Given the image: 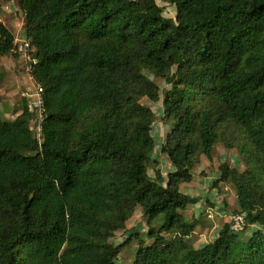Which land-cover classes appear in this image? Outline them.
<instances>
[{
    "label": "trees",
    "instance_id": "obj_1",
    "mask_svg": "<svg viewBox=\"0 0 264 264\" xmlns=\"http://www.w3.org/2000/svg\"><path fill=\"white\" fill-rule=\"evenodd\" d=\"M16 1L44 111L40 139L27 103L0 115V264H117L135 239L133 264H264V0ZM14 40L0 21L1 55L16 56ZM143 100L169 125L166 177ZM219 144L244 169L221 163L212 186H233L246 227L223 223L193 248L198 221L183 213L200 199L181 186ZM137 208L151 243L113 245Z\"/></svg>",
    "mask_w": 264,
    "mask_h": 264
},
{
    "label": "rangeland",
    "instance_id": "obj_2",
    "mask_svg": "<svg viewBox=\"0 0 264 264\" xmlns=\"http://www.w3.org/2000/svg\"><path fill=\"white\" fill-rule=\"evenodd\" d=\"M158 5L163 7V16L168 19L175 17V8L165 3L157 1ZM0 21L6 26V28L13 34L15 39H22L24 36V17L19 10L16 0H0ZM147 77H150L145 72ZM150 79L160 88L161 99L168 88L167 85L159 78L150 77ZM36 84L29 80L25 73V64L16 55H1L0 54V115L6 121L14 120L19 114H21L23 105L31 100L34 95ZM144 105L150 107L157 116L156 122L153 126L152 135L155 143L154 158L159 161V167L161 171L165 172V157L160 153V146L163 143V139L169 125H166L161 119L163 116L162 103H152L149 100H143ZM31 128L36 137H38L36 130V116L31 122ZM37 131V130H36ZM41 136L39 137V139ZM226 163L231 167H235L237 170L242 171L244 165L239 159L238 154L234 150H227L222 145H216L208 158L201 156L199 163L194 167L193 171L196 174H202L196 176L197 181L191 182L188 189L195 198L200 199V204L195 207H189L183 216L187 221L193 219L198 221V225L195 227L193 234L186 239L189 246L193 248H199L206 243L212 242L223 223H228L229 217L236 211L235 203V190L229 183L218 185L217 188L212 186L214 173L218 175V165ZM203 165L204 170H199L197 167ZM220 163V164H219ZM192 171V172H193ZM150 176H153L152 170L148 171ZM209 177V179H204ZM183 191V193H184ZM229 212L230 215L224 217L225 212ZM232 212V213H231ZM160 224V220L152 224L156 227ZM261 229L259 227H251L246 231V235L253 230ZM147 227L145 221L141 218L139 208L132 216V218L126 223L125 229L116 232L111 239L113 245H119L123 243L130 235L139 233L141 238L147 243H151L146 239ZM264 233V230H263ZM168 240L174 237L173 234L164 235ZM138 243L135 240L130 245L125 247L120 253L117 264H133L135 253L137 251Z\"/></svg>",
    "mask_w": 264,
    "mask_h": 264
},
{
    "label": "built area",
    "instance_id": "obj_3",
    "mask_svg": "<svg viewBox=\"0 0 264 264\" xmlns=\"http://www.w3.org/2000/svg\"><path fill=\"white\" fill-rule=\"evenodd\" d=\"M15 53L20 60L25 64V73L28 76L29 80L34 82L32 71L33 66L36 64L32 53L33 48L31 47L30 42L23 37L22 39H15ZM32 99L27 102V109L29 112L33 113L36 116V130L38 138L41 136V122L43 120V99H42V88L36 84L34 95ZM228 223L230 224V230L233 232H241L246 227V219L243 214H233L229 217Z\"/></svg>",
    "mask_w": 264,
    "mask_h": 264
},
{
    "label": "crops",
    "instance_id": "obj_4",
    "mask_svg": "<svg viewBox=\"0 0 264 264\" xmlns=\"http://www.w3.org/2000/svg\"><path fill=\"white\" fill-rule=\"evenodd\" d=\"M165 159H166V157H165ZM221 162H224V161H222V159H220V163ZM219 163V164H220ZM219 166V165H218ZM164 168H165V172L164 171H161V173H162V175H163V177H166V174L167 173H169V172H171L172 171V167L170 166V163H169V161L166 159V162H165V166H164ZM197 169L199 170V172H200V170H204V168H203V165H202V163H201V165H199L198 167H197ZM161 170V169H160ZM195 171V170H194ZM192 172V174H193V183H195L196 181H197V178H196V176H198L199 174H196L195 172ZM196 175V176H195ZM200 175H202V174H200ZM214 175H215V177H214V181L219 177V173H218V175L217 174H215L214 173ZM203 176V175H202ZM204 179H209V177H207V178H204ZM190 184V183H189ZM189 184H186V185H182L181 186V192L183 193V191H184V189H188V187H189ZM219 185H221V184H219ZM184 194H186V195H189V196H191V197H194L192 194H190V192L189 191H184ZM236 198V197H235ZM201 202V201H200ZM200 202L198 203V204H196V205H193V206H190V207H195V206H197V205H199L200 204ZM235 203H236V200H235ZM188 209H189V207H188ZM235 210H237V207H236V209ZM232 213V212H231ZM224 217H226V216H228V215H230V213L229 212H225L224 213Z\"/></svg>",
    "mask_w": 264,
    "mask_h": 264
}]
</instances>
